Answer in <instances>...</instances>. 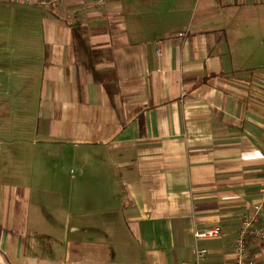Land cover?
I'll use <instances>...</instances> for the list:
<instances>
[{
	"label": "crops",
	"instance_id": "obj_1",
	"mask_svg": "<svg viewBox=\"0 0 264 264\" xmlns=\"http://www.w3.org/2000/svg\"><path fill=\"white\" fill-rule=\"evenodd\" d=\"M159 3L67 0L42 9L41 49L20 44L42 144L0 180V264H234L264 204V0Z\"/></svg>",
	"mask_w": 264,
	"mask_h": 264
},
{
	"label": "rangeland",
	"instance_id": "obj_2",
	"mask_svg": "<svg viewBox=\"0 0 264 264\" xmlns=\"http://www.w3.org/2000/svg\"><path fill=\"white\" fill-rule=\"evenodd\" d=\"M159 1L161 10L168 17L174 10L173 3L179 0ZM187 2V15L193 17L200 0ZM13 4L0 6V180L14 179L18 175L17 178H25L27 174L21 170L29 159L31 148L42 144L33 131V118L42 111L39 99L40 60L30 53L21 54L19 48L20 44H27L28 50L41 49V42L36 39L41 34L40 18L44 12L27 7L29 5ZM15 8L33 11V18L20 17ZM9 114L14 117L11 122L5 119ZM11 149L14 151L9 157ZM68 169L70 166L60 169L63 177L70 176Z\"/></svg>",
	"mask_w": 264,
	"mask_h": 264
},
{
	"label": "built area",
	"instance_id": "obj_3",
	"mask_svg": "<svg viewBox=\"0 0 264 264\" xmlns=\"http://www.w3.org/2000/svg\"><path fill=\"white\" fill-rule=\"evenodd\" d=\"M12 3L20 5H29L34 8L44 9L64 3L67 0H9ZM103 2L105 0H98ZM261 191L264 196V175L262 177ZM222 230L218 227L207 228L195 231L196 237L212 238L221 235ZM250 240L264 241V204L261 203L255 207L250 215L243 217L239 235L234 243V264H259L254 258L250 257L248 243ZM205 249L196 250V259L193 261H184L182 264H202L200 259L205 253Z\"/></svg>",
	"mask_w": 264,
	"mask_h": 264
}]
</instances>
